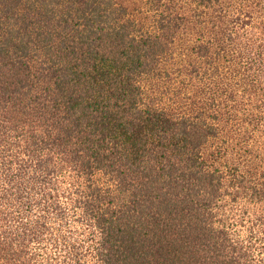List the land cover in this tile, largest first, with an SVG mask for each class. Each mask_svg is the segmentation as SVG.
I'll list each match as a JSON object with an SVG mask.
<instances>
[{
  "label": "trees",
  "instance_id": "16d2710c",
  "mask_svg": "<svg viewBox=\"0 0 264 264\" xmlns=\"http://www.w3.org/2000/svg\"><path fill=\"white\" fill-rule=\"evenodd\" d=\"M143 5L0 0V264H264V0Z\"/></svg>",
  "mask_w": 264,
  "mask_h": 264
},
{
  "label": "rangeland",
  "instance_id": "374dc122",
  "mask_svg": "<svg viewBox=\"0 0 264 264\" xmlns=\"http://www.w3.org/2000/svg\"><path fill=\"white\" fill-rule=\"evenodd\" d=\"M120 2H125L127 6H129V8H131L130 10L134 9V15L139 17V18H147V15H149L148 11L146 10L147 7L143 5V2L145 0H119ZM145 7V8H144ZM140 8H144L141 9ZM237 204L235 209H240V207L242 206V198L239 197V199L237 200ZM248 210H250L249 207H247ZM256 211L254 209L251 210V212L249 213L248 216L252 215L253 213H255ZM255 215L251 218V221L255 220Z\"/></svg>",
  "mask_w": 264,
  "mask_h": 264
}]
</instances>
